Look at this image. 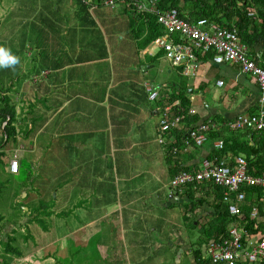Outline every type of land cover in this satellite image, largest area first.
<instances>
[{"label": "crops", "instance_id": "0c3cea01", "mask_svg": "<svg viewBox=\"0 0 264 264\" xmlns=\"http://www.w3.org/2000/svg\"><path fill=\"white\" fill-rule=\"evenodd\" d=\"M178 1L186 19L195 20V13L183 7V0ZM20 3L28 11L23 8L18 18L10 17L0 26V36L5 39L6 49L18 57L22 68L19 73L21 80L15 87L9 88L7 83L0 87L3 104L0 113L4 115L6 110H12L13 114L11 118L8 114L6 119L0 117V160L6 159L5 171L20 174L25 168V161L35 165L40 159L38 165H41V155L52 149L56 152L62 150L67 159L73 158V153L79 154L80 167L74 173L79 174L78 186L81 190L85 186L86 189L92 188L90 182H98L96 188L101 191L110 187L109 190L119 191V197L115 198L118 205H114L112 213H117L113 223L122 226L116 229V240L99 250L102 255L108 253L104 257L109 258L112 264L131 261L141 264L142 260L151 257H148L150 247L161 248V234L155 227L151 228L153 219L147 214L152 206L145 200L148 196L163 209L178 205L185 216L190 217L189 220L182 217V227L196 230L202 237L201 225L213 216V191L202 188L198 183L192 185L197 189V196L205 198L193 212V203L185 194L187 187L174 188L171 180L179 168L195 170L203 159L218 157L213 156L217 152L214 144L222 139L206 137L201 145H197L188 132L204 120L216 130L221 127L227 130V123L238 114L258 113L264 109V89L252 76L242 72L238 64L214 63L208 56L198 58L194 63V73L185 74L184 65H173L156 44L164 28L160 25L162 33L146 43L150 34L146 22L137 18L138 13L125 0H119L115 5H109L105 0H21ZM146 4L150 6L147 0ZM146 13L155 14L152 11ZM33 16L39 20L36 31L44 32L29 40L30 49L24 54L20 55V48L11 53L9 49L13 43L27 45L22 37H26L33 26L29 25V28L24 20ZM235 19L232 16L226 21L233 22ZM42 35L45 41H42ZM137 44L141 45L140 48ZM153 46L156 49H152ZM246 48L250 58L258 65L264 64V60L263 64L257 62L263 55L261 44ZM182 89L190 100V108L200 120L192 124L186 121L176 124L174 129L164 132L162 141H159L160 119L166 114L165 110L170 111L178 103V99L165 102ZM151 91L157 92L154 98L149 97ZM217 118L224 121L212 120ZM9 120L14 127L13 134H5L4 125ZM259 133H255L256 138ZM245 140L250 143V138ZM56 143H59L58 147ZM7 149L9 154L5 155L3 151ZM134 149H138L136 156L132 153ZM13 154L18 157L17 172L9 169ZM261 154L264 157V152ZM236 156L244 157L242 153L231 152L221 157L230 162ZM105 158L111 160L109 171L105 169ZM133 160L136 163L133 164ZM140 162L141 165H138ZM88 171L98 177L88 178ZM68 174H73L69 164L65 168V178ZM161 174L167 178V183L163 185L158 180ZM75 178L72 183H76ZM106 181L111 185H104ZM141 190L148 192L140 195L137 192ZM130 191L136 192V196ZM100 197H104V193H100ZM242 201L238 203L240 207ZM258 201L264 206V192L259 194ZM80 205L85 207L83 203ZM194 217L197 222L192 221ZM99 220H102L101 217L81 223L85 230L81 236L85 240L101 232L97 225L94 226V222ZM258 221L264 222V216L258 215ZM260 222L254 223L253 228H259ZM113 227L116 228V225ZM179 230L174 225L163 236L168 246L177 247L176 262L180 261L183 250L192 254L194 247L192 242L173 244V241L183 240ZM247 232L243 243L244 249L250 251L258 238ZM14 233L15 228L4 227L0 220V244L13 238ZM212 241L214 239L207 244ZM0 247L1 254L2 244ZM205 247L201 259L212 264L205 254ZM44 253L48 256L45 257ZM22 257L31 264H64L39 247L19 258ZM263 259L264 255H260L255 261H250L242 255L237 264H264ZM192 264H195L193 254Z\"/></svg>", "mask_w": 264, "mask_h": 264}, {"label": "rangeland", "instance_id": "374dc122", "mask_svg": "<svg viewBox=\"0 0 264 264\" xmlns=\"http://www.w3.org/2000/svg\"><path fill=\"white\" fill-rule=\"evenodd\" d=\"M0 2V26L10 17L11 19L18 18V13H22L24 8L23 3H20L21 0H0ZM24 9L28 11V9ZM23 17H20V19ZM24 22H27V26H33L31 32L28 31L27 36L22 37L27 45H22V43L20 45L15 42L9 49L11 53L20 48V55L24 54L26 50L30 49L29 40L44 32L43 30L39 33L36 31L39 20L35 16L26 18ZM2 38L3 40L0 36V48L6 49L5 39L3 36ZM44 38V35H42V41H45ZM152 49H156V46H153ZM21 71L20 60L14 65L0 66V87L6 83L9 88L15 87L21 80L19 77ZM152 74L155 76L154 71H152ZM1 107H3V104L0 98ZM11 145L12 147L15 146L14 143ZM56 146L58 147L59 143H56ZM3 152L5 155L9 154V149ZM132 153L136 156L138 149H134ZM64 155L65 153L62 150L56 152V149H52L46 155H41L43 164L38 165L40 159L37 160L35 165L27 164L25 161L24 170L17 175L7 173L4 164L6 159L2 158L0 160V220H2L4 227L15 228L10 245L15 247V251L22 254H27L37 247L42 248L43 251L50 252L64 264H112L108 260L109 258L104 257L108 253L102 255L99 250H103L105 246L107 247V244L116 240L114 236L118 234L117 230L122 226L120 223H113L114 216L117 213H112L115 209L114 205H118L115 198L119 197V191L109 190L111 187L101 191L96 188L98 182H90L92 188L86 189L85 186L81 190L78 186L79 174L74 173V170L80 167L79 154L74 155L73 153L71 159L65 158ZM132 163H136V160H133ZM68 164L71 166L73 174H68L65 178V168ZM104 164L106 171H109L111 160L105 158ZM138 165H141V162ZM86 175L88 178L89 176L92 178L98 177L95 174L90 175L89 171ZM74 178L76 183H72ZM158 180H160V185L167 183V178L163 174L159 176ZM104 185L110 186L111 184L106 181ZM147 192L141 190L137 193L141 195ZM100 193H104V197L101 198ZM130 193L134 196L137 194L133 191H130ZM154 194L155 192L152 193V195ZM145 200H148L147 203L152 204L148 208L147 214L153 219L151 228L155 227L157 233L161 234L162 246L160 249L150 247L148 257H151L148 260H142L141 264H192V254L184 250L180 254V261L176 262L175 254L177 252L175 249L177 247L168 246L163 236L174 225L180 228L179 231L182 232L183 240L173 241V244L177 242H192L194 244L201 234L196 230L192 231L182 227L184 213L178 205L163 209L152 197L148 196ZM81 203L84 204V208L81 207ZM103 203L105 205H102ZM30 213L31 215H29ZM100 217L102 220L94 222V226L97 225L101 232L85 240L81 236L85 231L81 223ZM114 224L116 228L113 227ZM14 225L16 226L14 227ZM173 232L176 233V229ZM186 234H189V237H186ZM25 238L26 242L23 243ZM5 243L2 244L3 249L7 247ZM0 250L2 251L1 247ZM11 257L12 260L9 264H31L25 257L17 258L16 254L15 256L11 255ZM1 258L0 254V264ZM40 264L44 263L41 262ZM126 264L137 263L131 261Z\"/></svg>", "mask_w": 264, "mask_h": 264}, {"label": "built area", "instance_id": "2783aa9c", "mask_svg": "<svg viewBox=\"0 0 264 264\" xmlns=\"http://www.w3.org/2000/svg\"><path fill=\"white\" fill-rule=\"evenodd\" d=\"M119 0H105L109 5H115ZM158 0H125L127 5L135 12L152 11L156 14L157 22L164 28V33L157 37L156 44L163 50L165 58L173 65L183 64L185 74L194 73V63L199 58L200 52L211 51V60L214 63L233 62L240 66L242 72L252 76L260 87L264 89V65H258L253 58L247 54V48L242 44L235 30L220 27L216 23L209 22L206 18L188 20L179 14L177 8L169 7L159 9ZM253 15V11L248 12ZM177 35V36H173ZM219 84L222 81H218ZM157 95L156 91H151L150 98ZM190 114L195 113L194 109L189 108ZM176 115L168 119L165 113L160 119L159 141H162V133L168 131L180 120ZM231 129H249L261 131L264 129V109L256 114H238L234 119L227 123ZM210 127L208 122H202L191 128L188 136L195 144L201 145L206 139V130ZM215 147H223L222 140L215 142ZM11 172H17L18 157L13 154L9 160ZM210 181L223 188V199L229 202L228 211L232 215H239L241 207L239 201L244 199L243 187L259 186L264 188V175H254L248 171L247 161L243 156H236L231 162H227L224 157L203 159L200 166L192 171L181 170L176 173L171 185L174 188L186 187L189 183ZM234 193V199L229 195ZM237 201V203H235ZM256 214L253 207L251 215ZM244 226L233 224L228 228L227 235L220 240L206 244L205 254L210 258L212 264H237L238 258L245 255L248 260L255 261L260 255H264V237L258 239L252 250L244 249V237L247 235ZM248 236V235H247Z\"/></svg>", "mask_w": 264, "mask_h": 264}, {"label": "trees", "instance_id": "16d2710c", "mask_svg": "<svg viewBox=\"0 0 264 264\" xmlns=\"http://www.w3.org/2000/svg\"><path fill=\"white\" fill-rule=\"evenodd\" d=\"M183 1L185 3L183 7L188 8L195 13V20L198 18H206L209 22L216 23L220 27L235 30L239 41L246 47H252L256 43H258L261 44L264 48V0ZM156 5L159 9H165L169 7L177 8L179 14L182 17L187 18L185 14H182L178 0H158ZM248 11H253L254 14L249 15ZM232 16L236 18L235 21H226L229 17ZM137 18L146 22V27L150 33L146 43L149 44L155 37L162 33L160 31V24L156 21L155 14L146 13L143 11L138 13ZM223 19H225V21H223ZM137 46L140 48L141 45L137 44ZM207 56L211 58L212 52L206 51L199 53V58L201 59L207 58ZM263 60L264 49L262 59L260 61L257 60V62L263 64ZM174 98L178 99V103L174 104L170 111L165 110V115L168 119L179 115L181 118L176 124H179L183 121H186L187 124H192L193 122L200 120L199 116L196 113L190 114L188 112L191 103L184 89L180 90L178 94L169 97V99H167L165 103H171ZM6 114H8L10 118L13 116L12 110H6V113L4 115H1L0 113V117L6 119ZM212 120L224 121V119L222 118ZM10 121L11 120L7 122L8 124L6 123L4 125L5 134L14 133V127L10 125ZM204 122H206V120H204ZM176 124L171 127V130L175 128ZM205 132L207 135L206 137L209 139H222L223 147L221 149L217 148V152L213 154V156L217 155L218 157H221L222 154L227 152H231L233 154L242 153L247 161L248 171L254 175H264V157L261 154L262 152H264V129L261 131H252L248 129H231L228 127V129L225 130L223 129V127H221L219 130H216L212 127H209ZM256 132H260L257 138L255 137ZM160 135L161 133L159 131V136ZM163 135L164 133H162V136ZM246 138H250V143L245 140ZM172 147L174 146H171V148ZM183 169L189 170L187 168H179L176 170L174 175ZM197 183L200 184V186L206 190L211 189L214 194V199L211 203V208L213 209V216H211V219L207 223L201 225V228H203V235L202 237L197 239L194 245L192 244L194 246L192 249V254L195 259V264H209L208 260L207 263H204V261L201 259L203 247L207 244L210 239L220 240L221 238L225 237L227 235L228 228L233 224H239L241 226H244L246 230L252 232L255 236H257L258 239L264 237V222L258 221V215L264 216V206H262L263 204L258 201L259 194H262L264 192L263 187L250 186L241 188V190L244 189L243 191H245V199H243L241 204V212L239 215H232L228 211L229 202L223 199V188L221 186L213 184L210 181L196 182V184ZM194 184L195 183H189L186 186L187 190L185 191L187 199L193 203V212L195 211L196 205L198 206L202 204L203 201H205V198H199L197 196V189L192 188V185ZM229 197L231 200H233L234 193H231ZM253 207L256 208V214L252 216L251 211ZM183 218L185 220L190 219V217L185 216V214ZM192 221H196L195 217ZM256 222H260L259 228L254 229L253 225ZM11 239L12 237L1 242V244H3L4 242H6L5 244H7V247H4L3 253H1V264H9L12 260L11 255L15 256L16 254V257L22 256V253H20L19 251H15V247L10 245ZM45 256H48V253H45Z\"/></svg>", "mask_w": 264, "mask_h": 264}, {"label": "clouds", "instance_id": "9594fccd", "mask_svg": "<svg viewBox=\"0 0 264 264\" xmlns=\"http://www.w3.org/2000/svg\"><path fill=\"white\" fill-rule=\"evenodd\" d=\"M18 62V57L9 54L7 49L0 48V66L7 67Z\"/></svg>", "mask_w": 264, "mask_h": 264}]
</instances>
